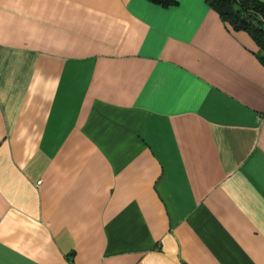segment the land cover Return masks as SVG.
I'll use <instances>...</instances> for the list:
<instances>
[{"label": "crops", "instance_id": "1", "mask_svg": "<svg viewBox=\"0 0 264 264\" xmlns=\"http://www.w3.org/2000/svg\"><path fill=\"white\" fill-rule=\"evenodd\" d=\"M260 52L208 0H0V264H264Z\"/></svg>", "mask_w": 264, "mask_h": 264}, {"label": "trees", "instance_id": "2", "mask_svg": "<svg viewBox=\"0 0 264 264\" xmlns=\"http://www.w3.org/2000/svg\"><path fill=\"white\" fill-rule=\"evenodd\" d=\"M171 5L176 0H153ZM221 18L236 30H245L260 47L264 62V2L261 0H208Z\"/></svg>", "mask_w": 264, "mask_h": 264}]
</instances>
